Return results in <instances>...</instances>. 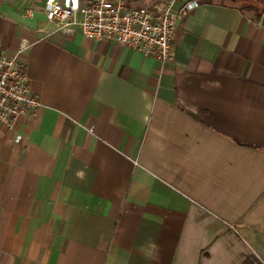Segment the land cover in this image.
<instances>
[{"label": "crops", "instance_id": "1", "mask_svg": "<svg viewBox=\"0 0 264 264\" xmlns=\"http://www.w3.org/2000/svg\"><path fill=\"white\" fill-rule=\"evenodd\" d=\"M45 1L0 0L43 103L0 128V264H264V0H197L169 61Z\"/></svg>", "mask_w": 264, "mask_h": 264}, {"label": "built area", "instance_id": "2", "mask_svg": "<svg viewBox=\"0 0 264 264\" xmlns=\"http://www.w3.org/2000/svg\"><path fill=\"white\" fill-rule=\"evenodd\" d=\"M177 1L129 5L125 0H46L44 12L47 20L64 33L80 27L87 38L107 39L144 56L169 61L174 56L178 19L199 5L197 0H189L177 6ZM34 12V8L24 10L30 17ZM42 105L31 88L27 64L18 55L0 54V128L14 129L21 116L35 117Z\"/></svg>", "mask_w": 264, "mask_h": 264}, {"label": "water", "instance_id": "3", "mask_svg": "<svg viewBox=\"0 0 264 264\" xmlns=\"http://www.w3.org/2000/svg\"><path fill=\"white\" fill-rule=\"evenodd\" d=\"M262 23L264 24V12H263V15H262Z\"/></svg>", "mask_w": 264, "mask_h": 264}, {"label": "trees", "instance_id": "4", "mask_svg": "<svg viewBox=\"0 0 264 264\" xmlns=\"http://www.w3.org/2000/svg\"><path fill=\"white\" fill-rule=\"evenodd\" d=\"M259 16H261V15H259Z\"/></svg>", "mask_w": 264, "mask_h": 264}]
</instances>
